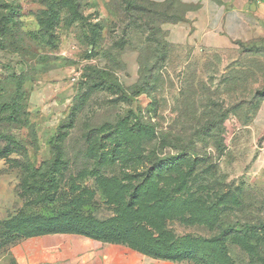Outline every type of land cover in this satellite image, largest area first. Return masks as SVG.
<instances>
[{"label":"rangeland","instance_id":"1","mask_svg":"<svg viewBox=\"0 0 264 264\" xmlns=\"http://www.w3.org/2000/svg\"><path fill=\"white\" fill-rule=\"evenodd\" d=\"M188 10L0 0V257L71 210L102 264H264V17L209 51L169 41Z\"/></svg>","mask_w":264,"mask_h":264},{"label":"crops","instance_id":"2","mask_svg":"<svg viewBox=\"0 0 264 264\" xmlns=\"http://www.w3.org/2000/svg\"><path fill=\"white\" fill-rule=\"evenodd\" d=\"M161 4L168 0H150ZM189 7L184 21L173 25L174 45L224 51L256 33L264 17V0H179ZM0 264H102L99 241L75 233H45L11 244Z\"/></svg>","mask_w":264,"mask_h":264},{"label":"trees","instance_id":"3","mask_svg":"<svg viewBox=\"0 0 264 264\" xmlns=\"http://www.w3.org/2000/svg\"><path fill=\"white\" fill-rule=\"evenodd\" d=\"M70 215L71 210L66 212L64 211L56 216H52L50 214L47 216H35L36 227H22V224H16L15 227H13L15 229L13 232L7 233L3 236L1 244L8 242L10 246L11 244L17 242L22 238L45 233H75L84 236L88 235L93 238L102 237V233L99 232L100 230L98 228L102 226L101 223L92 224L91 229L87 228L86 226H78V228H75L74 226H72L73 224L71 223V218H74V216ZM112 226H114V228L110 227L106 229L119 231L118 227H121L118 224ZM119 234H123V231H120ZM171 253V249L169 247H165L161 253L158 252L157 254H160V257L163 258H172Z\"/></svg>","mask_w":264,"mask_h":264}]
</instances>
